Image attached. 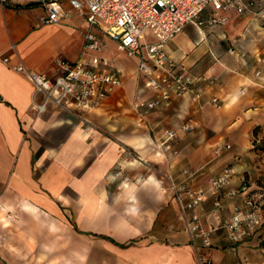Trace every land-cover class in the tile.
<instances>
[{
    "label": "crops",
    "instance_id": "0c3cea01",
    "mask_svg": "<svg viewBox=\"0 0 264 264\" xmlns=\"http://www.w3.org/2000/svg\"><path fill=\"white\" fill-rule=\"evenodd\" d=\"M44 14L33 1L0 2V264H198L171 182L203 188L230 168L229 188H249L237 197L222 191L221 221L264 189V151L253 144L264 135V21L232 11L225 25L188 24L167 49L196 78L198 97L144 115L134 104L154 93L137 60L105 36L102 55L124 84L80 118L53 107L37 115L34 85L16 69L52 76L59 60L81 56L86 19L44 23ZM185 123L192 128L161 146L167 130ZM215 201L207 195L197 208L204 226L217 228L203 249L210 264H264V230L233 243L212 215Z\"/></svg>",
    "mask_w": 264,
    "mask_h": 264
},
{
    "label": "built area",
    "instance_id": "2783aa9c",
    "mask_svg": "<svg viewBox=\"0 0 264 264\" xmlns=\"http://www.w3.org/2000/svg\"><path fill=\"white\" fill-rule=\"evenodd\" d=\"M28 1L44 7L45 14L41 17L44 23H58L72 14H80L88 23L81 56L75 61L59 60L54 75L36 72L23 64L16 66L34 85L33 109L37 115L53 107L84 118V113L103 105L123 86L122 73L112 69L108 59L102 55L105 36L115 40L118 49L128 57L137 60V75L154 93L152 98L138 100L134 104L138 113L144 115L174 99L186 95H190L193 100L198 97L193 92L196 78L167 49L169 42L188 24L225 25L232 11L239 15L253 14L264 21V5L259 6L258 0ZM0 2L4 3L5 0ZM205 11L208 14L202 18ZM211 102L217 107L221 105L216 97ZM191 128L192 125L185 123L179 128L167 130L161 146L169 149L179 130ZM226 148H230V145H226ZM222 152V146L213 149L215 156ZM231 175V169L227 168L211 177L207 186L198 189L182 190L175 182H171L174 199L184 220L189 241L195 249L198 264L211 263L210 256L203 249L213 245L212 233L217 229L214 225L204 226L197 212L207 195L216 197L212 215L226 229L227 237L233 243L252 238L264 225V192L250 191L243 204L235 205L230 217L221 221L219 210L222 203L219 195L222 191L227 189L229 197H237L249 188L246 181L242 182L240 188H229ZM185 191L188 201L183 198Z\"/></svg>",
    "mask_w": 264,
    "mask_h": 264
},
{
    "label": "trees",
    "instance_id": "16d2710c",
    "mask_svg": "<svg viewBox=\"0 0 264 264\" xmlns=\"http://www.w3.org/2000/svg\"><path fill=\"white\" fill-rule=\"evenodd\" d=\"M254 134H257V129L254 131ZM253 144H254V148L255 149H258L260 151H264V136L259 141H257V139H254ZM258 191L259 192H264V189L261 188ZM262 230H264V225L258 230V232L252 238H254L257 235H260L258 233H260ZM252 238H250V239H252ZM262 243L264 245V239H263ZM119 245L122 246V247H125L126 246L125 243L124 244H119Z\"/></svg>",
    "mask_w": 264,
    "mask_h": 264
},
{
    "label": "rangeland",
    "instance_id": "374dc122",
    "mask_svg": "<svg viewBox=\"0 0 264 264\" xmlns=\"http://www.w3.org/2000/svg\"><path fill=\"white\" fill-rule=\"evenodd\" d=\"M111 46H112V50H114V49H113V45H111ZM114 56H115V55H114ZM120 58H121V56H117L115 60H116L117 62L122 61V60H120ZM122 62H125V60L122 61ZM125 63H126V62H125ZM126 64H127L128 67H129L130 65H134L132 61H131V62H130V61H127ZM132 69H135V68H132ZM132 74H133V73L131 72L130 75H132ZM119 106H120V107H123V106H121V105H119ZM121 109H122V108H121ZM122 114L127 115V114H129V112L124 111ZM121 116H122V115H121ZM121 116H120V117H121ZM263 136H264V135H263ZM263 136H262V137H263Z\"/></svg>",
    "mask_w": 264,
    "mask_h": 264
},
{
    "label": "water",
    "instance_id": "95a60500",
    "mask_svg": "<svg viewBox=\"0 0 264 264\" xmlns=\"http://www.w3.org/2000/svg\"><path fill=\"white\" fill-rule=\"evenodd\" d=\"M33 3H36V2H33Z\"/></svg>",
    "mask_w": 264,
    "mask_h": 264
}]
</instances>
